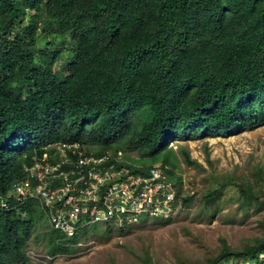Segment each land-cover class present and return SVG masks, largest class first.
<instances>
[{
	"label": "trees",
	"instance_id": "1",
	"mask_svg": "<svg viewBox=\"0 0 264 264\" xmlns=\"http://www.w3.org/2000/svg\"><path fill=\"white\" fill-rule=\"evenodd\" d=\"M263 123L264 0H0L1 195L57 140L136 151L149 160L143 167L159 161L180 183L173 141ZM183 158L194 163L186 150ZM8 203L0 264H27L44 216L34 199ZM99 228L106 235L111 225L42 235L54 255ZM261 254L264 236L239 250L225 245L209 264L262 262Z\"/></svg>",
	"mask_w": 264,
	"mask_h": 264
},
{
	"label": "rangeland",
	"instance_id": "2",
	"mask_svg": "<svg viewBox=\"0 0 264 264\" xmlns=\"http://www.w3.org/2000/svg\"><path fill=\"white\" fill-rule=\"evenodd\" d=\"M170 146L181 195L189 196L185 203L179 198L171 218L146 219L106 235L99 228L68 251L49 255L42 217L27 243V264H209L225 245L239 250L264 236V198H246L235 185L246 182L254 194L264 192V123L233 134L181 137ZM184 150L194 163L185 161ZM129 155L139 156L136 151Z\"/></svg>",
	"mask_w": 264,
	"mask_h": 264
},
{
	"label": "built area",
	"instance_id": "3",
	"mask_svg": "<svg viewBox=\"0 0 264 264\" xmlns=\"http://www.w3.org/2000/svg\"><path fill=\"white\" fill-rule=\"evenodd\" d=\"M182 191V182L158 162L143 167L120 148L88 150L78 141L59 140L33 157L8 196L0 194V208H8V197L34 199L48 226L70 236L94 224L126 230L146 219H169ZM259 259L218 264H264V254Z\"/></svg>",
	"mask_w": 264,
	"mask_h": 264
},
{
	"label": "clouds",
	"instance_id": "4",
	"mask_svg": "<svg viewBox=\"0 0 264 264\" xmlns=\"http://www.w3.org/2000/svg\"><path fill=\"white\" fill-rule=\"evenodd\" d=\"M57 141H59V140H57ZM57 141H54V142H57ZM67 141H71V140H67ZM77 141V140H76ZM54 142H50V143H54ZM74 142V141H73ZM78 142H80V141H78ZM50 143H48V144H50ZM81 143V142H80ZM48 144H46V145H48ZM81 144H83L88 150H90V149H93V150H98V151H100V150H103V149H98V147L97 146H95V145H92V146H87L85 143H81ZM172 144V143H171ZM46 145H44V146H46ZM44 146H42V150H43V147ZM108 148H112V147H108ZM106 149V148H105ZM114 149H116V148H114ZM121 149V148H120ZM124 151V150H123ZM129 152L130 151H124V153H125V155H126V157L127 158H130L131 160H133L134 162H135V160L136 159H140V157L139 156H137L136 158H132L130 155H129ZM156 163V162H155ZM161 164V163H160ZM164 166V165H163ZM27 167V166H26ZM165 168H166V166H164ZM21 179V178H20ZM19 180V179H18ZM17 181V180H16ZM11 187V186H10ZM44 216V215H43ZM45 217V216H44ZM46 224H47V220H46ZM48 225V224H47ZM102 225H108V224H102ZM48 228H50L49 226H48ZM113 227L111 226V229H112ZM50 229H53V228H50ZM56 230V229H55ZM116 230H118V229H116ZM62 233V232H61ZM77 233V232H76ZM65 235V234H64ZM65 236H67V235H65ZM70 236H72V235H70ZM29 256V255H28Z\"/></svg>",
	"mask_w": 264,
	"mask_h": 264
}]
</instances>
